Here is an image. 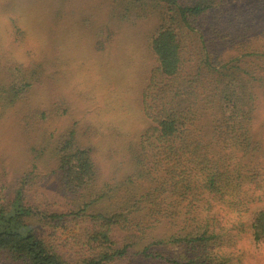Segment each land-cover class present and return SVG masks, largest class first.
<instances>
[{
  "label": "rangeland",
  "instance_id": "rangeland-1",
  "mask_svg": "<svg viewBox=\"0 0 264 264\" xmlns=\"http://www.w3.org/2000/svg\"><path fill=\"white\" fill-rule=\"evenodd\" d=\"M201 21L200 32L185 42L182 76H194L199 64L206 68L208 61L218 68L228 61L237 63L239 71L229 70L246 79L243 90L249 94L245 101L252 112L250 118L244 117L242 127L255 149L245 153L233 147L229 138L235 132H225L235 122L224 124L217 101L204 99L213 92L211 82L199 88L203 103L187 135L211 143L205 163L217 170V190L195 197L225 208L228 230L213 245L216 261L264 264V240L255 242L250 234L254 211L264 210V0H224ZM104 24L105 36L97 38ZM151 26L152 21L143 20L118 27L108 20L105 0H0V201L21 187L24 199L34 207L62 208L66 199L49 171L48 156H52L53 141L74 122H88L96 129L89 142L96 148L102 183L115 184L127 173V144L150 123L143 110V94L154 108L163 100L154 99L157 83H150L156 61L145 36ZM18 65L16 72L25 76L29 87L8 102L10 73ZM197 84L194 87L201 86ZM57 92L65 112L50 107ZM200 166L194 176L204 170ZM159 198L187 202L166 192ZM36 225L59 252L72 258L83 243L87 223L67 220ZM141 263L153 264L132 259L118 264ZM0 264L23 263L3 252Z\"/></svg>",
  "mask_w": 264,
  "mask_h": 264
},
{
  "label": "trees",
  "instance_id": "trees-1",
  "mask_svg": "<svg viewBox=\"0 0 264 264\" xmlns=\"http://www.w3.org/2000/svg\"><path fill=\"white\" fill-rule=\"evenodd\" d=\"M223 1L105 0L108 20L118 27L152 21L145 36L156 61L150 83H157L152 85L154 99L163 100L154 108L147 104L143 94V110L150 123L127 144L129 169L112 185L101 182L96 148L89 142L96 129L88 122H74L66 128L53 141V153L48 156L49 171L66 202L59 211L36 208L24 199L21 187L11 198L1 200L0 253L6 252L23 264H118L131 259L153 264H221L216 261L218 253L213 245L228 230L225 208L213 206L210 199L198 202L195 197L217 190V170L213 164L205 163L211 143L201 138L190 139L187 134L195 127L194 119L203 103L198 89L211 82L213 92L205 94L204 99L217 101L224 124L235 122L232 127L226 125L225 132H235L229 138L233 147L245 153L254 150L255 142L242 127L244 117L250 118L252 112L245 101L249 97L243 90L246 79L235 74L239 71L237 63L229 61L219 68L210 61L206 68L199 64L200 69L188 78L181 72L187 38L200 32L202 17ZM104 26L97 30V38L105 36ZM19 68L20 65L13 67L10 73L13 78L9 80L8 102L22 96L29 87L25 76L16 72ZM196 82L201 86L194 87ZM64 105L57 92L50 107L55 112L61 108L65 112ZM198 164L202 165L199 170H204L200 176H194ZM164 192L177 194L187 202L161 201L159 197ZM67 220L87 223L81 236L83 243L72 258L59 252L36 225H57ZM250 229L253 241L264 240L263 209L254 211ZM167 247L180 251L169 252Z\"/></svg>",
  "mask_w": 264,
  "mask_h": 264
}]
</instances>
